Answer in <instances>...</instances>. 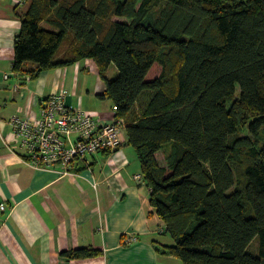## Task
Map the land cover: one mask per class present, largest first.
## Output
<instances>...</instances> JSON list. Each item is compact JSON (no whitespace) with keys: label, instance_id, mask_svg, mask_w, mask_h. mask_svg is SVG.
<instances>
[{"label":"trees","instance_id":"16d2710c","mask_svg":"<svg viewBox=\"0 0 264 264\" xmlns=\"http://www.w3.org/2000/svg\"><path fill=\"white\" fill-rule=\"evenodd\" d=\"M26 1L13 72L34 79L94 63L160 235L173 241H154L158 254L182 264H264V0Z\"/></svg>","mask_w":264,"mask_h":264},{"label":"crops","instance_id":"0c3cea01","mask_svg":"<svg viewBox=\"0 0 264 264\" xmlns=\"http://www.w3.org/2000/svg\"><path fill=\"white\" fill-rule=\"evenodd\" d=\"M27 7L26 0H0V264H182L156 251L154 241H173L160 235L163 223L149 203V189L134 180L139 174L125 157V141L118 152L91 158L89 168L77 172L75 164L74 175L63 178L58 166L40 170L25 162L9 119L37 116L59 90H66L69 106L94 111L106 123L114 117L112 103L99 97L105 86L90 60L34 79L13 72ZM128 236L136 242L125 244ZM79 249L101 255L81 261L61 255Z\"/></svg>","mask_w":264,"mask_h":264},{"label":"built area","instance_id":"2783aa9c","mask_svg":"<svg viewBox=\"0 0 264 264\" xmlns=\"http://www.w3.org/2000/svg\"><path fill=\"white\" fill-rule=\"evenodd\" d=\"M66 99L67 92L61 89L42 103L37 116L14 115L9 119L13 136L24 150L25 162L40 170L58 166L61 178L74 175L77 163L89 168V158L118 152L125 141V124L115 118L114 109L113 120L106 123L94 111L69 106ZM134 180L141 182V175L134 176ZM0 211H5L4 205H0ZM136 240L128 236L124 243Z\"/></svg>","mask_w":264,"mask_h":264},{"label":"rangeland","instance_id":"374dc122","mask_svg":"<svg viewBox=\"0 0 264 264\" xmlns=\"http://www.w3.org/2000/svg\"><path fill=\"white\" fill-rule=\"evenodd\" d=\"M46 27V25H44ZM158 66V65H157ZM153 71H157V68H155V70ZM153 71L151 72V74H153ZM155 73V72H154ZM118 75V71L117 69L114 67V66H111L107 72V78L109 79H114L116 78ZM152 75H150L151 77ZM239 88L237 87V92H238ZM107 106L106 107H110V103L107 102L106 104ZM240 136H249V133H247L246 130H243V132L240 134ZM124 154H125V157L128 161V163H136L134 166L131 167L132 170H134L135 174H139L141 175V169H140V164H139V161L137 159V156H136V153L134 151V149L128 145L125 146L124 148ZM97 159L101 160L100 158H102L101 155H98L96 156ZM89 161H91V158L88 159ZM102 163V162H100ZM138 163V164H137ZM138 168V170H137ZM249 251L251 254H253L254 256L257 255V242L254 241L250 247H249Z\"/></svg>","mask_w":264,"mask_h":264}]
</instances>
